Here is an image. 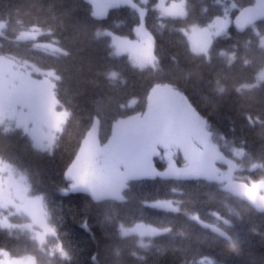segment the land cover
Masks as SVG:
<instances>
[{"label":"trees","instance_id":"obj_1","mask_svg":"<svg viewBox=\"0 0 264 264\" xmlns=\"http://www.w3.org/2000/svg\"><path fill=\"white\" fill-rule=\"evenodd\" d=\"M185 1L184 17L161 15L156 0L146 3L144 22L153 37L155 66L139 68L127 55L115 54L110 38L99 34L109 30L134 38L139 16L130 6H114L96 17L87 0H0V55L53 70V94L58 108L67 112L50 150L36 148L20 128L5 130L0 125V159L26 175L28 194L42 196L54 231L39 245L27 230L0 226V249L15 257L31 254L36 264H206V258L212 259L210 264H264V212L234 195L226 182L130 178L121 189L123 199H94L88 192L72 190L66 175L74 160H83L79 149L95 120L94 146H102L117 120L143 113L153 86L167 84L206 120L211 140L222 153L234 157L233 149L242 148L235 157L240 169L233 181L256 183L263 194L264 79L246 85L264 68V17L238 30L233 25L238 10L254 5V0H226L235 4L228 33L212 39L208 55L195 53L182 29L208 25L225 7L217 0ZM31 27L43 32L35 40H17L19 32ZM35 41L59 49H45ZM113 71L116 77H111ZM162 152L153 156L160 169L165 166ZM254 164L258 166L251 168ZM153 200H172L178 208L148 204ZM136 222L168 230L150 237L120 234V225ZM57 244L62 252L54 251Z\"/></svg>","mask_w":264,"mask_h":264},{"label":"rangeland","instance_id":"obj_2","mask_svg":"<svg viewBox=\"0 0 264 264\" xmlns=\"http://www.w3.org/2000/svg\"><path fill=\"white\" fill-rule=\"evenodd\" d=\"M87 1L91 4L92 13L96 17H104L109 8L114 6L127 5L134 8L139 16L134 38L117 35L109 30H101L99 34L107 35L113 52L127 55L133 65L139 68L155 66L154 41L144 22L146 3L149 0H117L114 4L101 3L98 0ZM217 2L225 7L223 15L215 17L208 25H193L182 29L191 51L195 53L208 55L212 39L227 34L232 24L230 10L235 4L226 0ZM254 5L264 9V0H254ZM154 6L161 15L177 17L186 15L185 0H156ZM3 26L4 23L0 22V33ZM42 32L39 27H31L19 32L17 40H35ZM34 44L49 50L59 49L54 43L35 41ZM260 44L264 47V35L260 37ZM224 53L230 60L233 58L231 52ZM111 77H116V72H111ZM55 79L57 75L53 70L41 69L27 60L0 55V125L5 130L12 127L20 128L30 136L33 145L41 150L51 149L67 117L66 110L58 108L53 94ZM263 79L264 68L258 72L255 81L246 86L256 85ZM134 102L135 99L130 100L129 105ZM96 134L97 120L88 130L83 145L80 146L79 154H82L83 160L81 162L74 160L69 167L73 170L78 165L86 166L92 176L91 180L84 181L78 172L71 175L69 168L66 174L72 180V190L88 192L94 199L105 197L123 199L121 189L130 178L204 177L227 184L239 175L236 171L240 167L235 157L242 154V148L233 149L234 157L222 153L211 140L206 120L194 109L185 95L167 84L153 86L147 108L143 113L117 120L108 143L94 146ZM160 149L165 160V166L161 169L153 162L154 154ZM86 155L90 156L87 161ZM257 166L258 164H254L251 168ZM256 185L251 184L252 187ZM148 204L165 209L178 208L172 200H153ZM20 214L25 215L27 219L24 221L12 219L13 216ZM189 215L207 225L197 214ZM208 225L218 230L215 225ZM0 226L27 230L39 245L45 242L48 235L54 234L46 218L42 196L28 194L26 175L2 159H0ZM167 230L168 227H156L144 222L119 226L121 235L137 234L140 237L154 236ZM54 251L62 252L60 244L55 246ZM211 262V258H206V264ZM0 264L36 262L31 254L15 257L7 250L0 249Z\"/></svg>","mask_w":264,"mask_h":264},{"label":"water","instance_id":"obj_3","mask_svg":"<svg viewBox=\"0 0 264 264\" xmlns=\"http://www.w3.org/2000/svg\"><path fill=\"white\" fill-rule=\"evenodd\" d=\"M101 3L114 4L117 0H98ZM259 17H264V9L252 5L248 8H240L233 20V25L238 30H243L247 25ZM227 188L237 197L247 201L258 211L264 212V196L259 187H252L239 180L228 182Z\"/></svg>","mask_w":264,"mask_h":264},{"label":"crops","instance_id":"obj_4","mask_svg":"<svg viewBox=\"0 0 264 264\" xmlns=\"http://www.w3.org/2000/svg\"><path fill=\"white\" fill-rule=\"evenodd\" d=\"M86 157V156H85ZM88 160V157H86V161ZM81 164V163H78ZM71 168H69V173H71V175H74L76 172H78L79 174H81V178L84 181H90L92 176L90 173H88L86 166H76L73 170H70Z\"/></svg>","mask_w":264,"mask_h":264},{"label":"bare ground","instance_id":"obj_5","mask_svg":"<svg viewBox=\"0 0 264 264\" xmlns=\"http://www.w3.org/2000/svg\"><path fill=\"white\" fill-rule=\"evenodd\" d=\"M260 212V211H259Z\"/></svg>","mask_w":264,"mask_h":264},{"label":"clouds","instance_id":"obj_6","mask_svg":"<svg viewBox=\"0 0 264 264\" xmlns=\"http://www.w3.org/2000/svg\"><path fill=\"white\" fill-rule=\"evenodd\" d=\"M231 246V245H230Z\"/></svg>","mask_w":264,"mask_h":264}]
</instances>
